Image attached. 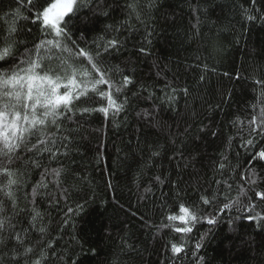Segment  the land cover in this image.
I'll return each mask as SVG.
<instances>
[{"label":"trees","instance_id":"1","mask_svg":"<svg viewBox=\"0 0 264 264\" xmlns=\"http://www.w3.org/2000/svg\"><path fill=\"white\" fill-rule=\"evenodd\" d=\"M45 4L0 0V47L14 22L15 63L40 41L59 39L72 51L52 48L53 58L91 72L72 43L36 21ZM74 7L70 41L110 69L113 95L127 104L120 112L85 113L107 106L89 87L59 129L46 128L59 149L55 158L19 153L14 165L25 175L15 212L2 193L0 199L23 242L13 230L0 233L2 264H29L41 253L40 264H264V199L256 194L264 192V159L256 155L264 150V0H77ZM113 39L118 47L109 48ZM123 76L132 83L123 87ZM56 168L65 170L59 178ZM40 184L46 187L33 197ZM212 194L211 205L201 202ZM229 200L233 206L209 224ZM181 204L202 219L169 220L182 215ZM33 208L41 214L35 223ZM173 243L184 251L174 253ZM26 247L33 252L20 257Z\"/></svg>","mask_w":264,"mask_h":264},{"label":"snow or ice","instance_id":"2","mask_svg":"<svg viewBox=\"0 0 264 264\" xmlns=\"http://www.w3.org/2000/svg\"><path fill=\"white\" fill-rule=\"evenodd\" d=\"M31 4L32 0H28ZM77 0H56L55 3L46 0V4L42 6L41 10L36 14V21L43 24L48 34H55L57 38L72 43V48L75 49L73 56L86 58L90 62L92 71L80 66H74L69 63L68 59L62 56L53 58L50 54L52 48L61 49L62 51H69L65 45H62L59 39L42 40L39 44L34 45L32 50L28 51V58L20 60L17 64V59L14 53V46L18 44L12 33L16 31L13 25L9 27V37L4 38V46L0 47V63L7 64L9 60L13 61V65L9 68L0 69V193L3 198L8 201L13 212L17 208V193L16 190L23 187V177L25 173L19 171L14 161L19 159L21 151L36 152L45 151L56 157L59 149L53 151L56 143L55 139L49 137L46 132L48 125H54L59 129L58 120L64 116L66 112L71 111V106L74 100H80L81 97H86L89 87L93 92H96L100 97L106 98L107 106H101L98 109L85 108V113L89 111H99L107 114L110 110L120 112L124 110L127 104V97L116 98L113 95L112 84L110 79L106 78L110 69L108 67L98 66L94 60L93 55L84 48H79L74 42L70 41L66 22L70 18L71 13L75 10ZM255 3V0H253ZM253 17H249L252 19ZM51 46V47H49ZM109 48L118 47V41L113 39L108 42ZM41 49H44V54L41 55ZM108 48H105L107 51ZM34 53V56L32 55ZM96 57H99V51L96 52ZM55 59V63L53 62ZM95 73V77L93 76ZM81 77V79H78ZM132 80L129 76H123L122 86L126 87L131 84ZM261 83V82H258ZM104 85L108 88L107 91L100 90L99 86ZM187 91V90H185ZM122 92V87H116L115 93ZM261 117H264V110L261 111ZM255 124V121H252ZM258 127L264 128V119H261ZM255 130V129H253ZM33 139L35 142H33ZM249 145L253 144V140L247 141ZM31 145V147H29ZM49 145H52L50 147ZM153 156L158 155L154 152ZM259 158L264 159V150L256 153ZM36 167L39 163L35 160L31 161ZM220 169L225 168L224 163L219 164ZM65 170L62 168L52 169L54 177L59 178L61 173ZM159 181L160 177H156ZM255 184L256 181H250ZM219 183V181H217ZM37 187H46L45 184L34 186L32 189L33 197L36 195ZM231 187V186H229ZM264 199V192L256 193ZM217 196L212 194V199L208 196H201V202L205 205H211ZM232 202L226 201L220 206L212 217L207 219L209 224L214 225L217 221L215 216L232 207ZM182 215H171L169 220H179L184 224H191L198 222L202 217L197 215V210L194 208L180 206ZM69 212L72 209H68ZM8 208L5 206L4 199H0V233L6 230H13L15 239L22 243V236L20 233L14 232V225L11 223L13 216L7 214ZM40 213L33 208L32 221L37 222ZM248 219H254L248 216ZM180 233H189L192 227H179L175 229ZM44 232V228H40ZM201 245L197 243L196 249ZM174 253H182L184 251V244L173 243L171 245ZM12 259H18L15 254ZM33 249L30 247L24 248L20 257H26L32 253ZM43 253L39 258L33 259L29 264H40L43 259ZM202 264V258H198ZM3 258L0 257V264Z\"/></svg>","mask_w":264,"mask_h":264},{"label":"rangeland","instance_id":"3","mask_svg":"<svg viewBox=\"0 0 264 264\" xmlns=\"http://www.w3.org/2000/svg\"><path fill=\"white\" fill-rule=\"evenodd\" d=\"M55 2H56V0L54 2H52V3H55Z\"/></svg>","mask_w":264,"mask_h":264}]
</instances>
